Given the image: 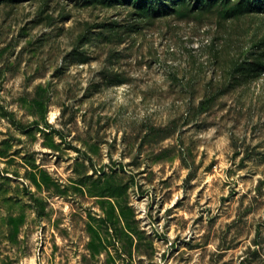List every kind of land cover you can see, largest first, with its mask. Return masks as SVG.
Returning a JSON list of instances; mask_svg holds the SVG:
<instances>
[{
    "label": "rangeland",
    "instance_id": "374dc122",
    "mask_svg": "<svg viewBox=\"0 0 264 264\" xmlns=\"http://www.w3.org/2000/svg\"><path fill=\"white\" fill-rule=\"evenodd\" d=\"M138 1L0 0V264H264V0Z\"/></svg>",
    "mask_w": 264,
    "mask_h": 264
},
{
    "label": "trees",
    "instance_id": "16d2710c",
    "mask_svg": "<svg viewBox=\"0 0 264 264\" xmlns=\"http://www.w3.org/2000/svg\"><path fill=\"white\" fill-rule=\"evenodd\" d=\"M163 2V3H166L165 0H139L137 3L139 4L140 7H151L152 9H141V10H144V11H148V12H152V13H157V10L158 9H154L156 8L157 5V2ZM169 4V3H167Z\"/></svg>",
    "mask_w": 264,
    "mask_h": 264
}]
</instances>
